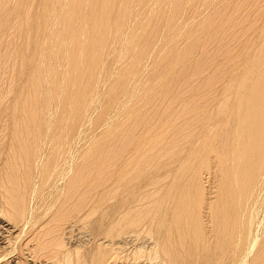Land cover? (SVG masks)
Returning <instances> with one entry per match:
<instances>
[{"label": "bare ground", "instance_id": "obj_1", "mask_svg": "<svg viewBox=\"0 0 264 264\" xmlns=\"http://www.w3.org/2000/svg\"><path fill=\"white\" fill-rule=\"evenodd\" d=\"M153 41L160 51L145 70ZM172 62L178 76L165 82ZM0 74V264H264V245L247 260L243 203L264 184V0H0ZM128 74L133 98L141 75L146 92L171 93L182 78L186 92L205 87L212 101L221 83L213 116L202 110L206 98L179 110L217 124L181 163L194 172L198 158L215 183L208 197L196 171L158 185L147 172L150 151L139 145L106 176L73 154L76 124L86 111L104 112L100 99L114 101L111 86L125 85ZM124 103L126 114L136 109L134 100ZM121 191V200L108 202ZM74 212L87 227L80 246L71 240Z\"/></svg>", "mask_w": 264, "mask_h": 264}, {"label": "rangeland", "instance_id": "obj_2", "mask_svg": "<svg viewBox=\"0 0 264 264\" xmlns=\"http://www.w3.org/2000/svg\"><path fill=\"white\" fill-rule=\"evenodd\" d=\"M251 34L252 33L249 32V31L246 32V37L249 40L252 38L253 34L252 35ZM116 44H117V46H120L122 44L121 39H119ZM122 46H124V45L122 44ZM150 46H151V48H148L147 55L145 54L146 56L142 58V66L144 67L145 70H147L149 68V63H148L149 58L153 55V53L155 51H158V52L160 51L159 42L158 41L151 42V44H149V47ZM171 64L169 66H167V68H166L167 71H166V69L164 71V77L163 78H164L165 82H168L171 79H174L176 76H178L177 74H175L176 73V69H177V67L175 66V63L172 62ZM118 65L124 67V65H125L124 61L123 62L119 61ZM2 67L6 68L3 65H2ZM156 68H157L156 66H153V70H156ZM150 70H151V67H150ZM4 73L5 74H2V76L3 77H7L8 73H10V72L8 70L7 72H4ZM152 74H154V73H152ZM9 76H10V74H9ZM109 76H110V78H112L111 76H113V72H111V75L109 74ZM39 78L42 79L43 76L41 75ZM132 78H133V76L128 74V75L125 76V79H126L125 85L118 86V84L120 82H122L120 80L118 82L115 81V85L111 86V88H110L111 94L113 96H117V98L114 101H112V102L110 101L111 98H112L111 95H109L108 98L104 97V98L100 99L101 105H104L105 108L107 107L104 112L100 111V108H98V109L93 108V109H91L89 111H86L85 116L80 120V122H78V124H76V125H78V129L74 133L75 141H74L73 154L74 153L76 154L77 159H78L79 162H80V159H82L80 163H82V161L83 162L86 161V164H87V162L89 160H91L90 167H93L92 163L96 162V166L100 167L101 170H103L102 171V173H104L103 176L104 175L106 176V174H105L106 171L113 170V169H114V171H116V168L118 167L117 166L118 163L121 162L122 160L127 159L131 155L132 150L136 146L139 145L141 153L144 154L147 151L145 153V154H147L148 150L150 151L151 159L153 160V163H152L151 167H148V169H147L148 171L147 172H149L150 174H152V172L154 173V179L155 178L157 179L158 185H162L163 183L169 184L171 181H173L175 179V177L176 178L180 177L182 180L186 179L185 181H187L188 178H190L189 176L191 174H194V172L196 171V172H199V174H200L199 175V179H200V182H201L200 184L205 189L203 191L204 192V197H208V192L213 191V189L215 188V185H214L215 183L212 181V178L206 179L207 174L205 175V173L200 172L199 168H197L196 164L198 163L197 162L198 158H196L195 164L193 165V168H194L193 171L194 172H191L192 168H188V169L183 171L181 163L186 158L187 155H189L190 153L197 152L199 150V148H201L203 145L208 143V141L210 139V136L214 135L215 132L217 131L216 130L217 124L215 123L213 118L208 123H203V124L198 122V121H196V120H194L196 118L195 116L198 115L199 111H192V112L186 113V115L184 114L185 112L181 113L179 111L180 107H182L181 105H183V103L186 105V104H189L191 102L194 103L199 98L200 99H203V98L204 99L205 98L208 99L209 98L208 97L209 94H207L208 93L207 89L205 87L201 86L199 89L191 91V93L189 91L186 92L187 89H185L183 87L185 82H180L181 79H182L181 78L180 81H179L180 83L178 82L179 85L173 84L176 87L171 90V93H168V94H167V92L164 93L162 87H160V86H156L153 89L152 93H151V91H147L146 92L144 90L145 89L144 84H145V80H146L145 79V75H141L140 76V81H138L137 86L134 88V91H135L136 95L137 94L138 95H137V97L133 98V96H132L133 92H131V86L129 85V83L132 80ZM220 84L221 83L215 84V87H217V94L215 95V98H214L215 100L214 101L209 100V99L208 100H202L203 101L202 104H203V107H204L202 110L204 111V109L206 108L208 110V112H211V113H209V114H211V116H213L215 114L214 111H215V108H216L217 103H218V101H216V99L220 100V99H222L224 97V95L221 94L222 85H220ZM41 85L44 88H46V83H43ZM184 86H186V85H184ZM179 87H183L184 89L183 88L182 89H176V88H179ZM138 89H139V91H138ZM182 90H184V91H182ZM162 91H163V93H161ZM180 91H181V93H180ZM177 93H179V94H177ZM165 94H167V95L165 96ZM204 94H205V97H203ZM171 95H172V97H171ZM176 95H177V97H176ZM195 95H197V96H195ZM93 96H94V91L91 93V97H93ZM161 96L164 98V100H163V98ZM122 98H123V100H122ZM210 99H211V97H210ZM133 100H134L133 104H135L133 109H135V108L136 109L132 110L130 113L126 114L127 106L125 105V103L123 104V102L124 101L130 102V105H131ZM169 100H170V102H169ZM180 101H182V102H180ZM204 101H205L206 105H205ZM142 102H143V105H142ZM166 102H167V105H165ZM197 102H198V100H197ZM152 105H153V107H151ZM166 106H169V107H166ZM137 107H138V109H137ZM147 107H148V109H147ZM154 107H155V109H154ZM164 107H166L167 109L164 108ZM202 110L200 111V113L203 112ZM162 111H164V112H162ZM146 112H148V113H146ZM178 112H179V114H178ZM120 113H121V115L119 116ZM122 114L124 116H126V117H122ZM171 114H172V116H170ZM100 115H103L101 123L95 125L93 123V121H94V119H96ZM141 115H143V116H141ZM116 116H119L121 118L117 119ZM166 116H167V118H166ZM168 116H170V117L168 118ZM135 117H137V118L135 119ZM164 118H166L165 122H164ZM133 119L135 120V122H133L134 121ZM153 121H155V122H153ZM169 122H170V124H169ZM134 123H136L135 124L136 126L134 125ZM161 123H162V125H161ZM142 124L145 125V126H143ZM184 124H185V126H184ZM190 125H192V127ZM129 126H131V127H129ZM165 126H166V128H165ZM169 126H171V127H169ZM181 126L184 127V128H182ZM132 127L134 129H132ZM150 127H152V128H150ZM139 128H143V129H139ZM146 128H148V129H146ZM131 129L133 130V132H132ZM138 130H141V131L139 132ZM176 130H178V131L176 132ZM143 131H144V134H143ZM174 131L177 133V135H176V133ZM185 132H186V134H185ZM190 132H192V133L189 134ZM128 133H130L131 135H129ZM163 133H164V135H163ZM165 133H167V134H165ZM136 134H138V135H136ZM170 134L172 135V137H171ZM142 135H144V136H142ZM152 138H154V139H152ZM164 138H166L167 140L164 139ZM176 138L178 140H176ZM161 140H163L162 143L160 142ZM179 140H181V141H179ZM124 141H126V142L124 143ZM169 141H171L172 143L169 142ZM156 142L157 143L160 142V143L157 144ZM111 143H112V145L113 144L114 145L112 146ZM155 145H156V147H155ZM142 146H143V148H142ZM114 147H117V148H114ZM123 147H125V148H123ZM161 147H162V149H161ZM121 148H123L124 150H122ZM141 148H142V150H141ZM104 150H105V152H104ZM116 151H118V152H116ZM122 153H124V154H122ZM95 156H97V157H95ZM107 156H110L112 158V161L114 162L113 163L114 165L111 166V167H110V165H111L112 162L107 160V158H108ZM91 157H93V158H91ZM95 158H96V160L93 161ZM103 159H104V161H103ZM158 162H159V164H157ZM106 165H107V167H106ZM102 168H104V169H102ZM90 171H92V170H90ZM167 171H168V174H167ZM196 174L197 173H195V175ZM164 176H166V177H164ZM197 176H198V174H197ZM112 177L116 178L115 175L112 176ZM263 178H264V176H263ZM161 179H162V181H161ZM210 188H211V191H210ZM142 189L146 190V188H144V187H142ZM217 191H218V189H217ZM90 194L91 195L94 194V196H95L94 192H91ZM91 195H88L87 200L90 199ZM123 197H124V194L121 191V192H118L114 197H112L111 200L109 199L108 202L109 203H114L115 201L121 200ZM247 197H248V199H247ZM247 197L244 198V202L243 203H244V206H245L244 208L250 213V217H249L250 227H249V231H248L250 242H248V245L250 244L249 247L252 248V249H250V251H252V252L249 255H247V260H249V258H252V256L255 254L256 249L259 248V246L264 245V238H263V236H264V184H263L262 189H261V191L259 192L258 195H256V196H247ZM215 199H217V198H214L213 200H215ZM76 201L78 202V200H76ZM72 215L73 216H71V218H72L71 221L77 222L73 226L74 228H73V233H72V236H71L72 244L74 246H78V245L80 246V245L84 244L85 238H87V237H85V231H86L87 227L85 225H83L80 221L78 223L79 216H80L79 212H77V213L74 212ZM248 256H249V258H248ZM239 262H240V260L236 264H240V263L241 264L242 263L245 264L244 261L240 262V263Z\"/></svg>", "mask_w": 264, "mask_h": 264}]
</instances>
